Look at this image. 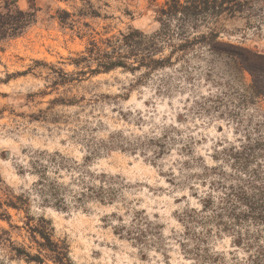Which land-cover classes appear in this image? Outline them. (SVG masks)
Listing matches in <instances>:
<instances>
[{
	"label": "rangeland",
	"instance_id": "obj_1",
	"mask_svg": "<svg viewBox=\"0 0 264 264\" xmlns=\"http://www.w3.org/2000/svg\"><path fill=\"white\" fill-rule=\"evenodd\" d=\"M165 1L16 0L19 8L35 10L36 18L21 35L0 40V202L11 195L26 202L20 209L3 205L11 220L0 218V234L6 229L15 243L38 253L25 222L44 217L52 223L54 239L70 245L72 264L192 263L180 244L184 226L179 215L197 205L193 193L204 187L186 175L204 161L216 164L213 157L221 145L238 143L245 127L260 123L264 129L262 99L213 102L210 111L194 100L248 83L250 75L230 58L216 55L207 61L209 73L201 70L206 62L195 59L190 80L177 71L180 64L138 82L144 71L118 67L92 73L85 63H73L92 40L101 43L130 28L156 30V10ZM63 11L69 13L64 21ZM223 23L219 40L264 53V22L259 26L255 20L236 17ZM62 70L72 79L55 84ZM164 82L172 88L159 92ZM233 111L238 119L231 116ZM164 132L166 148L155 154L159 147L149 139ZM40 152L66 157L68 167L54 175L67 185L75 184L74 189L83 171L106 175L110 179L105 187L111 189L113 200L87 199L68 209L51 204V192L41 190L32 166ZM186 160H192L193 170L183 165ZM47 171L51 177L50 163ZM146 218L154 229L138 240L133 231L140 226L149 229ZM209 243L210 249L227 255L242 249L225 233L214 235ZM41 251L47 264H58L49 250ZM0 264L37 263L15 256L8 243H0Z\"/></svg>",
	"mask_w": 264,
	"mask_h": 264
},
{
	"label": "trees",
	"instance_id": "obj_2",
	"mask_svg": "<svg viewBox=\"0 0 264 264\" xmlns=\"http://www.w3.org/2000/svg\"><path fill=\"white\" fill-rule=\"evenodd\" d=\"M0 1V40L21 35L35 21V10L19 8L16 0ZM67 15L69 13L63 11L61 20L64 21ZM236 17L245 18L249 22L255 20L261 26L264 22V0H166L156 10L155 18L159 24L156 30L149 33L130 28L105 38L101 43L92 40L85 53L74 59L73 63L77 66L85 63L92 73L109 72L118 67L133 73L144 71L138 82H143L145 77L155 71L180 64L177 71L184 73L186 79L190 80L196 71L195 59L206 62L203 68H199L209 73V57L212 61L213 55L223 56L230 58L238 70L248 73L250 82L243 81L238 87L231 85L230 90L215 95H199L195 97L198 99L194 103L201 109L210 111L213 109V102L221 104L225 101L244 103L257 98L264 100V53L219 40L220 31L224 28L223 20ZM91 63L96 66L93 67ZM71 79V74L62 70L54 83H65ZM170 88L171 85L165 84L164 88L160 85L159 92L169 91ZM231 114L238 119V112L233 111ZM237 124H240L239 120ZM165 133L160 138L149 139L151 144L159 147L155 154L163 153L166 148L168 138ZM213 158L216 164L209 165L204 161L202 165L196 166L194 173L186 175L187 179L196 177L204 188L196 189L193 193L197 205L188 206L179 215L184 226L180 234L183 252L192 261L191 264H264L263 127L260 123L245 127L238 143L221 145ZM191 161L183 162L190 171L193 170L189 166ZM49 163L51 177L47 171ZM66 164L67 159L60 152H40L32 162L35 172L40 176L37 184L41 190L51 192V204L68 209L87 199L113 200L111 189L105 187L109 178L106 175L83 171L77 179L78 189L73 188L75 184L61 182L54 174L67 168ZM172 176L170 181L174 183L175 175ZM96 180L101 181L100 185H97ZM68 194L71 197L69 201ZM24 202L26 201L22 196L16 195L0 202L3 210L0 218L10 221L11 214L7 208L20 209ZM4 204L6 209H3ZM137 215L141 213L138 212ZM146 220L149 229H141L139 225L133 231L138 240L145 238L154 229L153 223L147 218ZM25 224L32 240L40 249L38 253H33L26 245L15 243L6 229L0 234V243H8L15 256L29 262L47 264L41 250H49V257L58 264H72L70 245L66 240L54 239V228L50 220L29 217ZM223 233L230 235L233 244L242 249L231 251L230 255L210 249V239Z\"/></svg>",
	"mask_w": 264,
	"mask_h": 264
}]
</instances>
